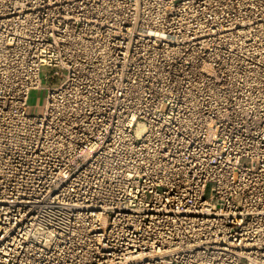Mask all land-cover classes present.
<instances>
[{
	"label": "built area",
	"instance_id": "1",
	"mask_svg": "<svg viewBox=\"0 0 264 264\" xmlns=\"http://www.w3.org/2000/svg\"><path fill=\"white\" fill-rule=\"evenodd\" d=\"M0 264H264V0H0Z\"/></svg>",
	"mask_w": 264,
	"mask_h": 264
},
{
	"label": "rangeland",
	"instance_id": "2",
	"mask_svg": "<svg viewBox=\"0 0 264 264\" xmlns=\"http://www.w3.org/2000/svg\"><path fill=\"white\" fill-rule=\"evenodd\" d=\"M46 100V90L44 89H35L31 91L30 97H29V103L32 105H37L38 103L40 105H43Z\"/></svg>",
	"mask_w": 264,
	"mask_h": 264
}]
</instances>
